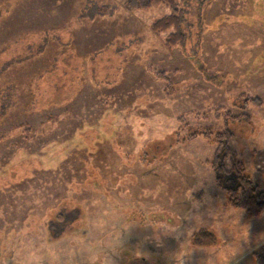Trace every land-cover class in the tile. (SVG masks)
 Masks as SVG:
<instances>
[{"label":"rangeland","instance_id":"1","mask_svg":"<svg viewBox=\"0 0 264 264\" xmlns=\"http://www.w3.org/2000/svg\"><path fill=\"white\" fill-rule=\"evenodd\" d=\"M122 4L0 0V66L31 55L3 71L0 84L25 86L55 57L60 80L77 81L75 92L56 94V102L72 97L57 126L44 123L57 108L27 110L17 94L0 121V264H23L9 249L26 237L44 249L43 264H57L55 251L69 247L72 264L105 256L114 264H256L264 209L248 217L226 205L208 164L214 145L188 137L227 128L229 146L264 191L254 160L264 149V0L181 1L185 40L172 48L165 41L173 29H150L167 5ZM245 96L263 104L244 105ZM227 112L249 119H224ZM23 114L34 126L27 137L10 127ZM72 202L81 213L54 237L50 220ZM201 229L213 239L197 242Z\"/></svg>","mask_w":264,"mask_h":264},{"label":"trees","instance_id":"2","mask_svg":"<svg viewBox=\"0 0 264 264\" xmlns=\"http://www.w3.org/2000/svg\"><path fill=\"white\" fill-rule=\"evenodd\" d=\"M181 1L183 2V0H123L122 5L129 11L147 9L152 5H167L171 10L170 13L156 19L150 25V29L153 33H163L169 29H173V32L168 34L165 41V45L172 48L177 45H183L185 40V34L180 31L183 21V9L180 7ZM210 1L201 0L202 6H204V3H209ZM3 51H5L4 48H0V55H2L1 53ZM37 51L40 50L38 49ZM30 57L31 55L17 54V56L13 55L5 59L0 66V74L6 69H10L13 65L27 61ZM53 60V64L48 66L50 68L39 71L38 75H36L37 77L33 75L28 78L30 80L25 82L26 87L24 85L16 87L15 85H10L9 82L4 83V86L0 84V121L8 112L11 102L14 100L13 95L17 94L18 98L23 97L22 100H18L27 110H36L37 108L42 110L43 108L48 109L50 107L57 108L55 115L49 113L45 116L44 123L45 125H49L50 128L59 124L61 119L59 116H62L63 112H65L63 106L71 102L72 97L62 102H56V94L58 92L63 93L67 90H74L75 92L77 90V81L75 78L67 76L66 78L71 80L70 85L64 86L66 78L63 80L59 78L58 72L61 71L57 70L58 58L55 57ZM156 77L163 78L162 75H156ZM62 89L64 90L62 91ZM27 96L30 97L29 100H26ZM243 104L259 107L263 104V101L257 97L245 96ZM34 106L37 108H32ZM23 115L24 118L20 121L12 122L10 127L11 130H17L27 137L28 132H31L34 126L28 121L27 117L29 115ZM223 118H230L231 120L249 119V115L246 113L231 115L230 112H227L223 115ZM211 129L208 127L198 128L190 134L188 139L200 136L209 144L214 145L213 155L208 161V164L213 172L216 185L226 194L225 204L232 208L245 211L248 217H258L264 209V191L259 189L258 185L246 174L243 161L239 158L236 151L229 146L228 143L232 137L231 132L225 128L213 134ZM38 130L43 131L40 125ZM71 183L72 181L67 182L68 185H71ZM64 199L70 202L67 196ZM67 207L69 208L57 212L55 219H51L49 222L48 229L54 237H60L63 231L71 230L73 228L71 223L81 213L80 209L73 202L71 204L67 203ZM194 237L199 243H207L213 239V235L204 229L196 232ZM256 264H264V256L256 255Z\"/></svg>","mask_w":264,"mask_h":264},{"label":"clouds","instance_id":"3","mask_svg":"<svg viewBox=\"0 0 264 264\" xmlns=\"http://www.w3.org/2000/svg\"><path fill=\"white\" fill-rule=\"evenodd\" d=\"M43 251L44 249L41 248L40 243L35 237L23 238L9 249L11 257H21L23 264H43L41 259ZM75 255L76 250L72 247L63 251H55L57 264H72ZM87 264H96V261L91 257H88ZM101 264H114V261L110 256H105L101 261Z\"/></svg>","mask_w":264,"mask_h":264},{"label":"crops","instance_id":"4","mask_svg":"<svg viewBox=\"0 0 264 264\" xmlns=\"http://www.w3.org/2000/svg\"><path fill=\"white\" fill-rule=\"evenodd\" d=\"M255 166L263 168L264 170V149L258 150L254 153Z\"/></svg>","mask_w":264,"mask_h":264}]
</instances>
